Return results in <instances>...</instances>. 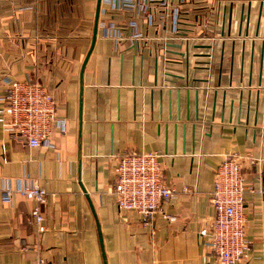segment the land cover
Listing matches in <instances>:
<instances>
[{
	"label": "crops",
	"instance_id": "0c3cea01",
	"mask_svg": "<svg viewBox=\"0 0 264 264\" xmlns=\"http://www.w3.org/2000/svg\"><path fill=\"white\" fill-rule=\"evenodd\" d=\"M97 4L0 0V108L10 81L40 82L57 103L50 147L32 149L0 125V264H220L201 232L215 216L214 173L232 155L255 162L244 170L252 251L240 264H264V0L197 3L220 10L215 41L170 42L169 64L99 29L88 57ZM130 153L160 154L178 191L163 205L170 219L152 227L115 204L112 172ZM35 186L48 193L44 232L37 203L16 192Z\"/></svg>",
	"mask_w": 264,
	"mask_h": 264
},
{
	"label": "built area",
	"instance_id": "2783aa9c",
	"mask_svg": "<svg viewBox=\"0 0 264 264\" xmlns=\"http://www.w3.org/2000/svg\"><path fill=\"white\" fill-rule=\"evenodd\" d=\"M208 0H102L101 36L119 48L129 46L136 53L154 51L169 64L168 44L190 46L198 41L213 40L209 25L216 24L220 10L216 6L199 8ZM195 15V28L189 30L190 16ZM166 64V66H167ZM178 67L166 71L174 72ZM57 103L40 82L10 81L5 106L0 108V125L13 138L32 149L52 146ZM158 153H130L117 158L112 172L115 204L120 212L137 214L144 227L154 226L157 216L165 215L163 205L177 198L178 191L170 186L163 173ZM250 157L232 155L214 173L211 198L215 216L201 232L205 246L220 264H240L248 260L252 248L247 239L245 194L248 190L244 170L254 165ZM22 197L37 203L32 219L44 232L41 206L48 193L38 187L18 191ZM12 202V192L4 196ZM37 264H46L43 258Z\"/></svg>",
	"mask_w": 264,
	"mask_h": 264
},
{
	"label": "water",
	"instance_id": "95a60500",
	"mask_svg": "<svg viewBox=\"0 0 264 264\" xmlns=\"http://www.w3.org/2000/svg\"><path fill=\"white\" fill-rule=\"evenodd\" d=\"M101 4H102V0H98V4H97V11H96V19H95V26H94V33H93V41H92V48L91 51L88 55V57L90 56L94 45L96 43L97 37H98V29H99V19H100V12H101Z\"/></svg>",
	"mask_w": 264,
	"mask_h": 264
}]
</instances>
